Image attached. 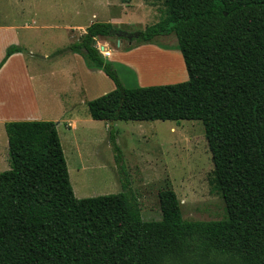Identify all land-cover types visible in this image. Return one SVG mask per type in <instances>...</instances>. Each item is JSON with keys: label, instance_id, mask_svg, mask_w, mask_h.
<instances>
[{"label": "trees", "instance_id": "obj_1", "mask_svg": "<svg viewBox=\"0 0 264 264\" xmlns=\"http://www.w3.org/2000/svg\"><path fill=\"white\" fill-rule=\"evenodd\" d=\"M161 19L128 31L91 23L67 49L102 70L115 88L87 101L95 120H201L212 183L226 217L184 219L173 189L159 192L162 217L144 220L124 191L78 198L57 123L5 122L10 168L0 172V264H264V0H163ZM174 35L186 81L128 88L95 45ZM23 48H6L0 68ZM116 161L123 175L122 155ZM124 176V175H123Z\"/></svg>", "mask_w": 264, "mask_h": 264}, {"label": "rangeland", "instance_id": "obj_2", "mask_svg": "<svg viewBox=\"0 0 264 264\" xmlns=\"http://www.w3.org/2000/svg\"><path fill=\"white\" fill-rule=\"evenodd\" d=\"M164 10L163 0H0V22L20 25L27 61L16 75L23 90L6 96L4 101L11 115L38 112L41 116L34 120L52 121L56 116L78 198L122 192L126 177L144 220L161 219L159 192L167 188L177 193L184 219H223L226 206L212 183L214 163L201 120H95L89 115L87 100L108 92L109 84L102 79L98 91L91 94H82L74 86L80 81L78 71L71 75L73 56L78 53L65 49L79 41L91 23L110 22L128 31L144 30L158 22ZM150 43L179 51L174 35L157 36ZM150 43L129 45L124 39L98 36L95 45L114 64L123 85L133 88L141 86L139 77L144 78V74L149 79L148 71L139 74L130 64L108 58L107 52L110 48L131 52ZM136 55L138 61L154 58L148 51ZM143 67L148 68L145 64ZM63 105L67 117L79 118L74 127L67 126L64 116L57 118ZM111 133L122 155L124 176L118 168ZM8 153L5 123L0 122V172L10 167Z\"/></svg>", "mask_w": 264, "mask_h": 264}, {"label": "crops", "instance_id": "obj_3", "mask_svg": "<svg viewBox=\"0 0 264 264\" xmlns=\"http://www.w3.org/2000/svg\"><path fill=\"white\" fill-rule=\"evenodd\" d=\"M19 28L20 25L15 22H10V21L8 22L5 21L3 23L0 22V62L5 55L6 48L9 45L17 44L25 48V46L21 44ZM109 51L110 53L108 55L109 56L108 58L120 60L127 64H130L131 66H133V68H135L139 72V74L141 73L140 71L143 70L148 71L149 79L146 78L145 74H144V78H142V76L139 77L141 86H149L154 84L155 85L172 84V83L186 81L188 79L186 64L180 50L178 51L175 49L160 48L158 47V45L150 43V44L138 46L131 52L119 51L116 48L113 49L110 48ZM147 51L148 54L150 53L153 55L154 57L152 58L153 60L151 59L150 61H141V60L138 61L139 57L136 58L137 57L136 54ZM34 54L35 52H33V55ZM73 61L75 67L71 69V75L75 76V70L78 71L80 76V81L78 83L76 81L74 86L78 87L79 88L78 91L81 90L82 94L83 93L91 94L95 91H98V88L100 87L99 83L102 79L109 84L107 90L108 92L115 88V85L112 83L111 80H109L110 78L107 79L105 77V74L101 70L88 68L85 65L84 59L79 54H74ZM25 62L27 63V61H25L24 53L18 52L11 55L6 61V63L0 68V122L1 123H5L11 120H18V119L34 120V118H40L41 116L40 113L38 112L36 115H32V114L11 115L7 111L9 105H6L4 101L6 96L10 94L15 95V92L17 93L23 90L22 83L21 84L19 83L16 75L19 74V72L21 71V65L23 66ZM143 64L147 65L148 70L143 67ZM98 95L99 94L97 93L94 96L96 97ZM17 99L20 100L18 95H17ZM84 102H86V100ZM62 108L63 109L60 112V114H58L57 118L60 117L63 118L64 116L63 120L67 123V126L69 127L71 126L74 127L75 125H77V123L79 122L78 120L79 118H77L76 116H72V118L70 116L67 117L66 116V113L68 112L67 107L63 105ZM55 118L56 116L53 117L54 121L57 120ZM58 122L60 124V121ZM9 163H10V155H9Z\"/></svg>", "mask_w": 264, "mask_h": 264}, {"label": "bare ground", "instance_id": "obj_4", "mask_svg": "<svg viewBox=\"0 0 264 264\" xmlns=\"http://www.w3.org/2000/svg\"><path fill=\"white\" fill-rule=\"evenodd\" d=\"M104 49V48H103ZM109 54V52H107ZM111 55V54H110Z\"/></svg>", "mask_w": 264, "mask_h": 264}, {"label": "built area", "instance_id": "obj_5", "mask_svg": "<svg viewBox=\"0 0 264 264\" xmlns=\"http://www.w3.org/2000/svg\"><path fill=\"white\" fill-rule=\"evenodd\" d=\"M103 52V51H102ZM105 54V53H104ZM105 55H107V54H105ZM108 56V55H107Z\"/></svg>", "mask_w": 264, "mask_h": 264}]
</instances>
